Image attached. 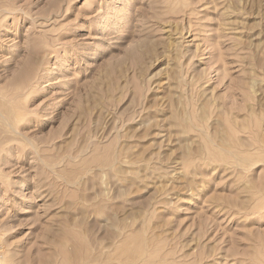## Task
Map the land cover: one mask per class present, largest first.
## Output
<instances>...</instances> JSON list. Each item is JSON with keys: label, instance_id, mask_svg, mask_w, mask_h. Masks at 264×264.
I'll list each match as a JSON object with an SVG mask.
<instances>
[{"label": "rangeland", "instance_id": "374dc122", "mask_svg": "<svg viewBox=\"0 0 264 264\" xmlns=\"http://www.w3.org/2000/svg\"><path fill=\"white\" fill-rule=\"evenodd\" d=\"M0 264H264V0H0Z\"/></svg>", "mask_w": 264, "mask_h": 264}, {"label": "bare ground", "instance_id": "6f19581e", "mask_svg": "<svg viewBox=\"0 0 264 264\" xmlns=\"http://www.w3.org/2000/svg\"><path fill=\"white\" fill-rule=\"evenodd\" d=\"M233 130V129H232ZM230 134V133H229ZM232 144V143H231ZM244 145V144H243ZM228 146V145H226ZM235 147V146H234ZM237 147V146H236ZM227 148V147H226ZM229 149V148H228ZM234 149V148H233ZM230 150V149H229ZM227 152V151H226ZM243 152V151H242ZM200 156V155H199ZM227 158V157H226ZM144 241V240H143ZM83 245V244H82ZM131 249V248H130ZM107 253V252H106ZM128 257V256H127ZM115 258V257H114ZM139 258V257H138ZM122 260V259H121ZM2 261V260H1ZM136 263V262H135Z\"/></svg>", "mask_w": 264, "mask_h": 264}]
</instances>
